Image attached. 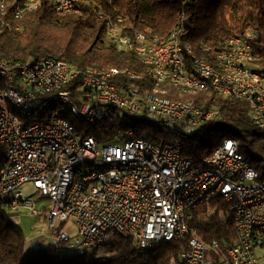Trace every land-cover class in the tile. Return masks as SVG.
Masks as SVG:
<instances>
[{"label": "built area", "instance_id": "obj_1", "mask_svg": "<svg viewBox=\"0 0 264 264\" xmlns=\"http://www.w3.org/2000/svg\"><path fill=\"white\" fill-rule=\"evenodd\" d=\"M41 0H0V36L21 30L24 16ZM61 15L92 0H50ZM184 16L164 38L124 28L120 16L105 23L107 42L131 51L152 67V89L127 68L78 69L51 58L30 62L0 59V205L13 213L41 217L52 244L91 254L116 236L132 238L141 252L184 239L186 250L170 264H264V179L225 138L199 164L182 156V143L160 144L143 134L98 145L86 128L77 130L64 114L92 125L117 110L184 133L202 132L216 116L192 102L166 96L215 91L248 104L252 124L264 130V69L256 66V33L230 39L215 62L197 58L181 42ZM190 60L188 63L187 60ZM124 80L126 83H124ZM130 82V83H127ZM125 135L133 136L132 130ZM31 186V194L23 188ZM47 200L37 208L32 195ZM221 197L234 221L226 251L206 243L192 225L194 211ZM63 224H70L69 232ZM31 248L41 243L29 239Z\"/></svg>", "mask_w": 264, "mask_h": 264}, {"label": "trees", "instance_id": "obj_2", "mask_svg": "<svg viewBox=\"0 0 264 264\" xmlns=\"http://www.w3.org/2000/svg\"><path fill=\"white\" fill-rule=\"evenodd\" d=\"M96 11L83 7L78 13L61 15L50 0L21 20V30L4 29L0 36V59L30 62L43 58L64 60L78 69L127 68L140 76L133 81L141 91L152 89V67L131 51H122L107 42L105 23L120 16L124 28L141 31L150 37L164 38L184 16L181 42L189 45L197 58L215 62L230 39L248 31L256 33L253 47L257 68L264 69V0H92ZM188 63L190 60H187ZM124 83L126 81L124 80ZM127 83H130L127 81ZM166 96L194 103L203 110H215L216 116L204 124L202 132L184 133L181 126L166 128L130 117L117 110L92 125L64 116L77 130L86 128L98 145L121 141L139 134L156 144L169 140L182 143V156L199 164L225 138L238 144L239 152L264 179V130L249 118L248 104L215 91L180 95L167 86ZM132 130L133 136L125 133ZM5 161L0 145V167ZM18 213L0 205V264H170L186 250L184 239L161 243L141 252L132 238L116 236L91 254L69 253L68 244L30 246L28 238L15 222ZM67 224H63L66 227ZM192 225L206 243L216 241L226 251L235 236L234 221L221 197L194 211Z\"/></svg>", "mask_w": 264, "mask_h": 264}, {"label": "rangeland", "instance_id": "obj_3", "mask_svg": "<svg viewBox=\"0 0 264 264\" xmlns=\"http://www.w3.org/2000/svg\"><path fill=\"white\" fill-rule=\"evenodd\" d=\"M23 190L25 189L23 188ZM24 192L27 194H31L27 191ZM35 195L36 194L32 195V199L36 202L37 208L41 210V216L42 214H44L41 208V204H46L47 200L41 198L40 196L34 197ZM15 222L21 227L28 240L33 237L34 240L40 242L41 245L49 244L50 242H52L53 233L46 230V225L43 224L41 217L32 216L28 212H21L15 218ZM66 229L71 233L74 231V227L70 224L66 225ZM68 251L69 253H73V248L69 247Z\"/></svg>", "mask_w": 264, "mask_h": 264}, {"label": "crops", "instance_id": "obj_4", "mask_svg": "<svg viewBox=\"0 0 264 264\" xmlns=\"http://www.w3.org/2000/svg\"><path fill=\"white\" fill-rule=\"evenodd\" d=\"M24 189H25V191H27L28 193H31V192L33 191V189H32L31 186H26ZM41 220H42V218H41ZM42 222H43V221H42ZM43 224H44V222H43Z\"/></svg>", "mask_w": 264, "mask_h": 264}]
</instances>
